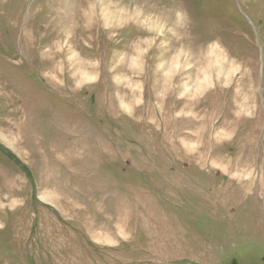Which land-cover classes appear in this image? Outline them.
Instances as JSON below:
<instances>
[{"label":"rangeland","instance_id":"1","mask_svg":"<svg viewBox=\"0 0 264 264\" xmlns=\"http://www.w3.org/2000/svg\"><path fill=\"white\" fill-rule=\"evenodd\" d=\"M0 264H264V0H0Z\"/></svg>","mask_w":264,"mask_h":264},{"label":"bare ground","instance_id":"2","mask_svg":"<svg viewBox=\"0 0 264 264\" xmlns=\"http://www.w3.org/2000/svg\"><path fill=\"white\" fill-rule=\"evenodd\" d=\"M92 12H93V11H92ZM92 12H91V14H92ZM89 17H90V16H89ZM106 22H107V21H106ZM211 54H212V52H211ZM216 54H217V53H216ZM220 56H221L220 54H219V55L217 54L218 59L220 58ZM178 59H180V56H177L176 58L174 57V58H173V60H174L173 63H175ZM211 59H212V58H211ZM211 59H210V61H212ZM173 63H172V64H173ZM198 82H199V81H198ZM206 84H207V83H205L203 80L200 81V82L198 83V85H197L198 89L196 88V89L194 90V93H195V92H200V90H201L202 88H204V86H205Z\"/></svg>","mask_w":264,"mask_h":264}]
</instances>
